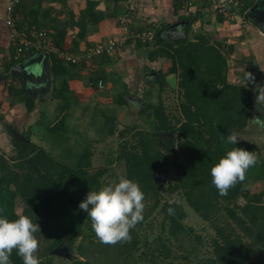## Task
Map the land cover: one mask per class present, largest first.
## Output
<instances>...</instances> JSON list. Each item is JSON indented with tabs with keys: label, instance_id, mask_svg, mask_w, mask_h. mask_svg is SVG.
Here are the masks:
<instances>
[{
	"label": "trees",
	"instance_id": "trees-1",
	"mask_svg": "<svg viewBox=\"0 0 264 264\" xmlns=\"http://www.w3.org/2000/svg\"><path fill=\"white\" fill-rule=\"evenodd\" d=\"M98 1L100 0H87L85 7L78 11L79 17L71 12L70 20L63 25L57 23L56 16L51 17L48 10H43V0H32L31 3L21 1L15 6L13 16L19 18L16 21L19 24L50 31L47 37L60 50L68 37L71 41L68 51L72 54H79L85 47L103 42H87L80 46V42L86 40L89 29L97 31L103 22L109 21L119 31L110 38L118 42L112 55H103L100 58L110 62L114 55L118 56L115 58L122 59L120 50L130 40L139 48L147 49L151 46L147 41L125 38L124 26L139 33L155 28L152 42L155 49L147 52V63L154 64L160 58L170 60L172 65L167 71L150 70L147 64L143 69L151 72L145 77L150 85L158 84L157 104L153 102L155 96L150 89L144 93V97L132 93L133 98L140 104L136 115L149 129H139L137 124L119 128L115 126L113 116L108 117L105 112L101 113L106 117L103 125L106 133L117 132V138L124 139L126 136L129 142L139 139L133 145H129L128 141L120 145L115 162L123 167L126 178L138 183L144 197L147 196L144 200L148 199L149 205H145L143 220L130 231V241L109 246L96 238L87 213L79 208L89 191H98L104 187L102 178L106 169L91 168L92 155L88 147L82 148L72 164L60 160L73 159L71 149H66V110L73 102L66 76L76 77L73 70L78 68H83L87 74L90 71L89 87L96 91L99 98L109 88L112 91L119 89L113 97L119 107L127 105L126 97L130 93L128 85L120 80L122 73L116 74L119 81H109L103 72L91 66L97 59L86 67L84 63H65L55 55L50 57V72L51 77L53 76L50 98L58 101L56 109L59 113H64L61 116L53 115V119L46 122L41 119L38 122L46 126L45 142L50 141L52 149L59 150L61 158H55L44 147L32 142L30 131L23 133L27 142L17 141L12 134L16 126L5 123L0 115V122L3 123L4 132L8 134L14 151L9 158L0 154V216L14 220L23 214L38 223L41 233H36L37 239L42 234L46 235L47 244L42 254L48 255L62 244L75 246L79 257H72L69 264H137L140 257L136 256V252L149 253V264H156L163 257L177 259L178 256L171 248L172 240L175 248L182 250L180 258L188 261L190 257H196L197 246L202 243L200 235L194 234L193 229L183 223L185 211L180 205L183 200L215 233L210 239L212 256L199 258L194 264H264V192L251 194L247 190L250 182L264 181V164L254 146L244 139H238L237 144L225 142L231 132L235 131L239 135L247 128L251 119L253 92L255 95L260 94V87L249 88L229 83L227 60L221 50L222 45L218 41L211 43L205 34H197L192 38L185 35L174 43L164 41L161 34L168 24L156 26L160 23H147L145 26H136L140 22L135 18L130 19L133 14L127 6L128 0H110L112 7L105 11L96 8ZM183 1L170 0V10L172 17H176L175 22H186L185 31L188 32L197 15L191 18L182 15ZM214 1L206 0V6L198 4L197 7L212 10ZM5 2L7 0H0V29L7 33L8 29L4 25ZM256 2L257 0H237V13L243 15ZM196 4L197 2L195 7ZM234 10L227 7L229 13H234ZM119 12H123V16L119 17ZM221 15H216L219 22L223 21ZM123 18L128 22H123ZM69 30H74L71 37L67 35ZM119 37L125 38L124 41H119ZM78 46L81 48L78 49ZM14 51L12 47H0V90L6 92L5 98L10 108L23 106L27 116L33 111L35 100L26 92L21 80L10 74L11 67L15 65ZM30 52L28 56H33V52ZM170 74L177 75L178 79L175 85L180 96L177 115H168L162 103L161 95L167 85L166 77ZM29 84L31 85L27 82V87ZM38 95L40 94L35 97ZM257 99L260 101V96ZM39 101L42 102V99L39 98ZM109 113L112 114L113 111ZM40 115L48 118L45 111ZM235 147L254 152L258 162L248 169L243 182L237 183L226 196H221L211 183L210 170L227 151ZM60 149L63 150L62 153ZM171 170L175 174V181L169 184L166 179ZM165 183L166 191L177 195L176 200L162 201L160 189ZM110 184L111 181L105 185ZM240 198L244 199V203ZM17 204L22 206L20 214L15 210ZM169 209L173 210L172 214H169ZM154 210H157V215L161 218V229L157 234L152 232L147 221ZM237 230L240 233H236ZM79 237L81 240L76 244ZM184 245L188 248H184ZM10 259L12 264H23L15 251ZM52 262L53 257L49 255L41 259L40 264ZM167 264L175 263L170 261Z\"/></svg>",
	"mask_w": 264,
	"mask_h": 264
},
{
	"label": "rangeland",
	"instance_id": "rangeland-1",
	"mask_svg": "<svg viewBox=\"0 0 264 264\" xmlns=\"http://www.w3.org/2000/svg\"><path fill=\"white\" fill-rule=\"evenodd\" d=\"M59 1V0H57ZM76 1V0H75ZM78 1V2H77ZM75 2L76 8L78 7H85L86 1L87 0H77ZM214 1V0H213ZM171 3V2H170ZM213 10H209L206 7H203L200 9V15L202 16L203 20H201L200 24L201 27H194L198 28L203 31L202 34H205L207 38H209L211 43H216L217 41L221 43V50L225 53L226 55V60H227V81L233 85H239V86H244V87H249L253 88L254 86L260 87V94H256L253 92V99L255 101H259L257 98L260 96V103H262V100H264V74L260 72L258 67L260 68V65H263L264 61V39L260 41V50L261 52L258 51V54H261L259 57V61H254L253 58L251 57H245L243 59H240L242 57V54L240 57L236 58V54H233V52L228 53L227 49V39L231 38L233 39H238L239 35L243 33L244 30L248 29V25L250 26L251 23L249 21H246L244 17H249L252 19L253 23L252 25L255 26L256 29H259L261 32L264 29V7H258L253 6L248 9L247 14H244L243 20L242 17H239V14L237 13L238 8H236L235 2L232 0H215L214 1ZM71 4V3H70ZM199 4L201 6H206V0H200ZM229 6L230 9H235L234 13H229V11H226L224 9V5ZM258 6L264 5V1L262 2H257ZM43 7L45 9H49L48 7L52 8L43 2ZM74 6L72 4L70 6H64L62 7V10H58L56 19L57 23L63 25L64 22H68L71 18V12L74 13L75 16H78V12H74L73 9ZM217 7V8H215ZM55 8V6H54ZM58 9V8H57ZM223 9V10H222ZM257 10V14H252L254 10ZM81 10H79L80 12ZM224 13V17L226 18V23L222 24V28L217 30L215 27L213 28L212 26H208L205 24L204 21L210 22L211 20H215V15L217 13ZM56 13V12H55ZM123 14V12H121ZM192 15V14H191ZM53 16V17H55ZM190 17V16H186ZM138 20V25L145 26L147 23H161L160 21L162 20H156L155 22H152L153 20H148L145 21L142 18L139 17H133ZM176 19V17H173ZM191 18V17H190ZM198 26V24L196 23ZM205 27V28H204ZM105 31H107V27ZM74 31V30H73ZM183 33V30H181ZM96 33L94 30L89 29L88 33ZM198 32V31H197ZM260 32V33H261ZM102 38L101 41H105L109 39V37H112V35H109L108 32H102ZM181 32H177L176 34L179 35ZM191 33L194 34L193 30H191ZM259 32L258 34L261 35ZM163 34V33H162ZM176 35V36H177ZM222 39L220 38V36ZM238 35V36H237ZM89 36H86V40L84 42H80V46H84L85 43L90 42ZM189 36V35H188ZM100 36H98L99 38ZM154 37V35H153ZM190 34V38H192ZM96 38V39H98ZM152 41H149L148 43H151V46L146 48H140L143 53H139V57L137 60V64L143 63V65L147 64L149 65L148 68L150 70L158 71L164 69V71H167L168 68L172 65L170 60L166 59H156L155 63H147V52H151L155 49V47L152 46ZM128 47V46H127ZM131 51V48L128 47ZM140 51V50H139ZM121 55L125 54V49L121 48L120 50ZM131 53V52H130ZM127 54V53H126ZM229 54V55H228ZM232 55V56H231ZM143 56V58H142ZM116 55L113 56V59L115 61H111L109 63H106L105 67H113L111 71L109 72L108 79L109 81H119L118 76L115 73H122L123 68L118 66L116 62ZM142 58V60H141ZM118 63L121 61L120 59H117ZM128 61V59H127ZM134 61V60H133ZM97 65V64H96ZM33 63L30 67H33ZM97 67V66H96ZM144 67H141L140 71L138 74L135 76V85L137 90L134 91L136 95L144 97V93L150 89L153 93V96H155L153 102L157 104L159 101V98H157L158 94V84H151L150 81H147L145 83V77L144 74L147 75L151 73L149 70L144 71ZM95 68V67H94ZM79 69V68H78ZM97 69V68H96ZM130 70H133L132 68ZM73 71H77V69H74ZM112 72V73H111ZM90 73V72H89ZM177 75L175 77H169L167 80V85L165 86V91L162 93V103L164 105L165 112L170 115H177L178 111V103L180 96H178V92L176 91L175 85L178 81ZM132 75L129 77H123L121 81H125L130 79L131 80ZM68 80V78H67ZM58 83V82H57ZM86 89L82 93L75 94V89L74 88L72 91L71 99H72V104L71 106L66 110L67 111V118H66V128L68 129V137H67V146L66 149L69 148L72 151V158L73 159H60L62 162L66 164H72L74 161V158H76L83 147H88L89 152L91 153V168L93 169H99V168H105L106 171L103 173V178L104 181L102 182V186H106L105 184L107 182L111 181V185H114L117 181H119L120 178H126V175H124V170L123 167L120 164H116V156L118 155V151L120 149V145L124 144L126 141H128L129 145H133L136 141L139 139H135L129 142L128 137L125 136L124 139L117 138V132L114 134H108L106 133V130L104 129L103 125L106 121V117H104L101 113L105 112V116L108 117H114L115 118V126H120L119 128H122L126 125H138L139 129H145L148 130V127H145V124L137 117L136 111L138 110V102L137 101H130L128 104L124 107H119L115 103V98L114 95L116 92L119 91V89H116V91H112V89L106 90L103 95H100V98L98 97L97 94H92L93 92L91 90H88L89 83H86ZM118 85V84H117ZM134 85V89H135ZM132 86V85H130ZM44 89V88H43ZM46 91V90H45ZM45 91L42 92V94L38 95L37 97H34L35 100V106L33 111L28 114L27 116L25 114V108L23 106L19 108H10L7 103L6 97V92H2L0 90V115L3 116V121L5 123H8L9 125L16 126L17 131H21L22 133H26V131H30V140L34 142L37 146L39 147H44L46 151L52 155L55 156V158H61V155H59V150H54L51 147V142H45L44 137H45V128L46 126L42 125L40 122H38L39 119L41 121L46 122L48 119L50 120L53 119L54 116L60 115L64 113H59L56 109V106L58 104V101L51 100V92L46 93ZM131 91V90H130ZM38 92V91H37ZM132 93V92H131ZM36 92L34 93V95ZM81 94V95H80ZM39 98L42 99V102L39 101ZM99 98V99H98ZM263 104V103H262ZM46 112L45 116L42 117L40 114L41 112L44 113ZM110 111H113V113H109ZM19 112V113H18ZM24 115V117H22ZM54 115V116H53ZM41 116V117H40ZM43 119V120H42ZM37 123L39 125L37 126ZM254 127L257 128V125L255 124ZM260 134L257 132L250 131L251 129L245 128L244 131L238 135L239 140H245L249 144H252L254 148L256 149V153L258 157L262 158V163L264 164V127ZM115 132V131H114ZM132 135V133L130 134ZM132 143V144H131ZM62 148V147H60ZM61 150V149H60ZM63 150H61V153ZM14 153L13 147L11 145V142L9 140L8 134L4 132V126L3 123L0 122V154H2L5 158H9L12 154ZM174 172L171 170L168 173L166 183L168 182L169 184H172L174 180ZM116 180V181H115ZM164 184V186L160 189L161 194L163 195L162 201H174L177 198V195L173 192H168L167 190V184ZM249 188L247 190L251 194H258L260 192H264V181H259L257 183L250 182L249 183ZM165 191V192H164ZM147 198V196L145 197ZM145 205L148 206L149 202L148 199L144 200ZM180 205L182 206L183 210L185 211V219L183 220V223L186 224V226L190 227L193 229L194 234L200 235L202 238V243L197 246L196 250V257L192 256L190 257V261L185 260L180 258L179 255L182 254V250H178L175 248V242L172 240V245L171 248L174 252V254L177 257V259H172L171 258H164L162 261H158L156 264H167L170 261H173L175 264H194L198 262V259L203 258H210L211 255V247H210V239L214 237L215 233L212 230V228L209 226V224L205 223L202 221L199 217L196 216L195 212L190 209L185 201H181ZM15 210L18 214L21 213L22 206L20 204H17L15 207ZM152 214L148 218V223L152 227V232L157 234L159 233L160 228V221L161 218L159 215H157V210H154L151 212ZM165 225V222H164ZM168 228V225H166L165 229ZM151 232V231H150ZM192 232V233H193ZM236 233H240L238 230ZM166 234V233H165ZM148 236V235H147ZM46 235L42 234V236H38L39 240V251L37 253V256L39 260L43 259L44 257L47 256H52L53 257V262L52 264H69L72 262V257H79L76 250L75 246H67L65 244H62V246H65L69 249V256L70 258L64 259L62 256L61 257H56L55 255L50 254H42V250L44 249L46 243ZM81 238L79 237L77 239V243ZM140 243H142L140 241ZM191 245H194L192 243ZM141 248V247H140ZM184 248H188V246L184 245ZM142 249V248H141ZM151 249V248H149ZM144 251V250H143ZM184 253V251H183ZM141 255V256H140ZM136 256L140 257L139 261H137V264H149V258L150 254L147 253L141 254V252H136ZM63 258V259H62ZM83 259V258H81ZM94 264H102V263H94Z\"/></svg>",
	"mask_w": 264,
	"mask_h": 264
},
{
	"label": "clouds",
	"instance_id": "clouds-1",
	"mask_svg": "<svg viewBox=\"0 0 264 264\" xmlns=\"http://www.w3.org/2000/svg\"><path fill=\"white\" fill-rule=\"evenodd\" d=\"M24 1L31 3L32 0ZM33 6L34 3L31 7L33 8ZM4 25L8 29L5 21ZM8 32L10 40L9 29ZM73 32V30H69L67 35L71 37L74 35ZM64 45L70 48L71 41L68 37H66ZM1 47L7 49L11 46L8 44L6 47ZM32 52L33 56H28V54L20 60H13L15 65L10 69V74L16 75L23 85L21 76L14 74L13 70H25L27 74L34 70L29 65L35 62L38 57L48 54L50 59L52 55L45 51L32 50ZM89 72L88 74H90ZM129 100L133 101L127 99L128 102ZM138 105L140 104L138 103ZM17 132L23 135L21 131ZM225 142L237 144L239 142L238 133L231 132ZM257 162L258 157L254 152L239 147L232 148L211 168V183L221 196H226L231 188L246 179L248 169L254 167ZM144 199V193L139 184L122 177L114 185L104 186L98 191H89L86 199L79 204V208L87 213L96 238L104 245L114 246L117 243L131 240L130 231L143 220ZM172 213L173 210L169 209V214ZM38 232L41 233L39 224L34 223L27 215L21 214L14 220L0 216V264H12L10 257L13 251L22 259L23 264H40L37 256L39 240L36 233Z\"/></svg>",
	"mask_w": 264,
	"mask_h": 264
},
{
	"label": "crops",
	"instance_id": "crops-1",
	"mask_svg": "<svg viewBox=\"0 0 264 264\" xmlns=\"http://www.w3.org/2000/svg\"><path fill=\"white\" fill-rule=\"evenodd\" d=\"M4 1H6V0H3V2ZM43 1L46 5L48 3L49 6L52 7V8L48 7L49 9H45L43 7V10L49 11V14L51 15V17L57 15V13L60 10H62L63 9L62 7H64V6H70L72 4V6H74L72 10L75 13L78 12L81 8V7L76 8L77 5H75V2L77 0L76 1L75 0H59V1H57V0H43ZM105 1H106V4H105ZM232 1H234L235 5L237 6V4H238L237 0H232ZM127 4H128L127 6L130 7V10L133 14V17L136 16V17L144 19L145 21L162 20V21H160L161 22L160 26L162 24H165V25L168 24V26H166V28L163 30V32H162L163 34H161L164 41L174 43V41L178 40L179 38H183L185 35H189V38H190V34H191V36H194V35L203 33V31L201 30V28H203V27L200 26V24L202 25V23H200V22H201V20H203V18H201L202 16L200 15V13H201L200 9L197 7L199 2H197V4H196L195 14L188 15L190 17L197 15L196 20L191 23L190 29L188 32L185 31V24H186L185 21L175 22V19L172 17L171 10H170V4H171L170 0H128ZM54 6H55V8H54ZM111 7H112V4H111L110 0H100V1H98V5L96 6V8L98 10H101V11H105L106 8L110 9ZM227 7L228 6L225 4L224 9H226V11H227ZM258 7L260 8V7H262V5L261 6L257 5V8ZM212 10H213V7H212ZM247 11L248 10H246L245 12H247ZM220 14L223 15V16L221 15L223 17L222 22H219L217 19V16L215 15V20H211L210 22H208L206 20V21H204L205 24H207L208 26L210 25L213 28L215 27L217 30L221 29L222 28L221 25L226 23V18L224 17V13L221 12ZM118 16L121 17V16H123V14H121L119 12ZM133 17H130V19H133ZM239 17H242V19H243L244 14L241 16L239 15ZM244 19H246V21H249L251 23V25L250 26L248 25V27H247L248 29L244 30L243 33H241V35H239V38L237 40L236 39L232 40L231 38L227 39V46L226 47L228 49V53L233 52V54H236V58L240 57L242 54V57L240 59H243L245 57H250V58L252 57L254 61H259V59H260L259 57L261 56V54H258V51L261 52L260 41L262 40V38L264 39V29L262 30L263 32H261L259 29H256L254 25H252L253 21L251 18L244 17ZM196 23L198 24V26L196 25ZM105 26L107 27V31H105L106 30V28H104ZM136 26H142V25H136ZM194 27H201V28L198 29V28H194ZM181 30H183V33ZM191 30H193L194 34L191 33ZM178 31L181 32L179 35L176 34ZM95 32L96 33H93V34H91L90 32L88 33V35H91L88 37L90 39L89 40L90 43H92V42L95 43L96 41L101 40V38H102L101 36L103 34L102 32H108L109 35H113V33L119 32V31L117 28H113L112 24L109 21H107V22H103L101 24V26L98 27V30ZM258 32L259 33L261 32L260 33L261 35H259ZM68 33H69V31H67V34ZM202 35H204V34H202ZM98 36H100V37L98 38ZM96 38H98V39H96ZM220 38L222 39L221 36H220ZM82 42H84V41H82ZM0 43H1L0 47L1 46L6 47L9 44L8 32L5 33L1 29H0ZM4 43H5V45H3ZM127 46L130 48L132 47L131 51H130L131 53L128 52V50H130V49ZM80 48L81 47L78 46V49H80ZM124 49H125V54L124 55L120 54L121 55L120 57L122 58V59H120L121 61L118 63L117 62L118 60L116 58L115 63L118 66L123 68L122 78L127 77V76L130 77L132 75L131 80L128 79V80H125L122 82L126 83L128 85L127 88L129 89L130 94L126 98L132 99L133 101H137L135 98H133L132 93L137 90L136 85H135V76L138 74L141 67L145 66V64L143 65V63H141L140 65L137 64L139 53L140 52L143 53V51L138 46H136V43L133 40H130V42L125 45ZM116 57H118V56H116ZM142 58H143V56H142ZM142 58H141V60H142ZM127 59H128V61H127ZM113 60L115 61V59H112V61ZM260 61H261V59H260ZM109 62H110V60L105 61V59H102V58L99 59L98 58L97 60L94 61V65H91V66H93V68L95 67V70H97L99 72H103L108 77L109 72L111 71V69H113V67H107V66L105 67L106 63H109ZM263 63H264V61H263ZM33 68L35 71L34 70L29 71V72H27V75H30V74H34L36 76L38 75L37 71H36L37 68H35V67H33ZM131 68L133 70H130ZM258 69L260 70L261 73L264 74V64L260 65V68L258 67ZM74 72L76 73V77H71L70 75L66 76L68 78V80L66 78V81L68 83L69 90L74 91L73 89L76 88L75 94H79V93H82V90L84 91L86 89V86H87L86 83H89L88 78L90 79L91 73L87 74V72L84 71L83 68L81 70L77 69V71H74ZM115 74H118V73H115ZM144 77H147V75L144 74ZM169 77H175V75H173V74L168 75L166 77V80H168ZM52 78H53V76L51 77V86H52ZM122 78H121V80H122ZM146 79L147 78H145V80ZM130 85H132V86H130ZM134 85H135V89H134ZM88 90H91L93 92L92 94H96V91L93 90L91 87H88ZM48 91L50 93L51 90L49 89ZM262 103L264 105V100H262ZM255 124L257 125V128L254 127ZM247 128L251 129L250 131L257 132L258 134H260L259 132H261V130L263 129L259 125V123H255L251 119L248 122Z\"/></svg>",
	"mask_w": 264,
	"mask_h": 264
},
{
	"label": "built area",
	"instance_id": "built-area-1",
	"mask_svg": "<svg viewBox=\"0 0 264 264\" xmlns=\"http://www.w3.org/2000/svg\"><path fill=\"white\" fill-rule=\"evenodd\" d=\"M21 1L22 0H8L5 7L4 21L10 31L9 46L15 50L13 60H20L21 58L26 57L30 51L37 50L40 52L45 51L51 53L52 55L57 56V58L62 59L65 63H84L86 67H89L96 58H99L103 55H112L114 52L118 40H113L112 38H109L101 43H96L92 46L85 47L80 51L79 54L70 53L68 51L69 46L66 45H64L62 50H60L54 46L51 40L47 37V34L49 33L47 29H37L35 26L19 24L16 22L19 18L16 19L15 16H13L14 8ZM199 1L200 0H184V6L182 8L181 14L185 16L195 14V3ZM124 21L128 22L123 18V22ZM123 29L126 33L125 38L129 37L142 42L152 41L154 38L153 35L156 31L154 27L153 30L142 33L130 31L125 26ZM124 39L119 37V41L121 42H123Z\"/></svg>",
	"mask_w": 264,
	"mask_h": 264
},
{
	"label": "water",
	"instance_id": "water-1",
	"mask_svg": "<svg viewBox=\"0 0 264 264\" xmlns=\"http://www.w3.org/2000/svg\"><path fill=\"white\" fill-rule=\"evenodd\" d=\"M264 0H258L257 2H262ZM256 2V3H257ZM258 4H255L256 6ZM50 64L51 61L49 59L48 54L41 55L38 57V59L33 62V67L37 68V76L34 74L27 75L25 70H13L14 74H18L21 76L24 85L26 86V92L31 95L32 97H35L37 94H41L42 92L47 93L48 90H51V72H50ZM30 64L29 66H31ZM31 67L32 69H34ZM27 82L31 83L29 87H27ZM44 88V89H43ZM38 91V92H37ZM42 91V92H41ZM36 94L34 95V93ZM252 111H251V120L255 123H259L261 127H264V105L260 103L259 101L252 100ZM12 134L14 138L21 142H27V140L24 138V136L15 130H12ZM241 201L244 203V199L240 198ZM52 255L55 256H62L65 258H70L69 256V249L65 246H58L55 248L52 252Z\"/></svg>",
	"mask_w": 264,
	"mask_h": 264
},
{
	"label": "flooded vegetation",
	"instance_id": "flooded-vegetation-1",
	"mask_svg": "<svg viewBox=\"0 0 264 264\" xmlns=\"http://www.w3.org/2000/svg\"><path fill=\"white\" fill-rule=\"evenodd\" d=\"M262 7H264V5ZM252 14H257V10L255 9L254 12H252Z\"/></svg>",
	"mask_w": 264,
	"mask_h": 264
}]
</instances>
